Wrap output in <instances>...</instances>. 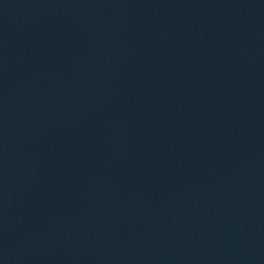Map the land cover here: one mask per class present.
I'll use <instances>...</instances> for the list:
<instances>
[{
	"label": "water",
	"instance_id": "95a60500",
	"mask_svg": "<svg viewBox=\"0 0 264 264\" xmlns=\"http://www.w3.org/2000/svg\"><path fill=\"white\" fill-rule=\"evenodd\" d=\"M0 264H264V0H0Z\"/></svg>",
	"mask_w": 264,
	"mask_h": 264
}]
</instances>
